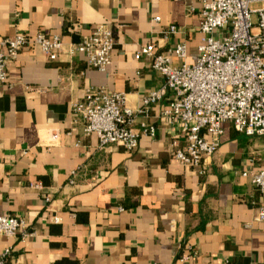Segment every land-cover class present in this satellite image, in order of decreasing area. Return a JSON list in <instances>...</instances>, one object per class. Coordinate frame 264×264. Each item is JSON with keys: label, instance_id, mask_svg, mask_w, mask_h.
Returning <instances> with one entry per match:
<instances>
[{"label": "crops", "instance_id": "obj_1", "mask_svg": "<svg viewBox=\"0 0 264 264\" xmlns=\"http://www.w3.org/2000/svg\"><path fill=\"white\" fill-rule=\"evenodd\" d=\"M202 1L0 0V38L44 32L77 44L101 24L114 34L104 71L82 53L50 60L30 48L8 64L0 84V216L25 220L31 234L0 236V255L11 250L5 264H175L180 254L189 264H264L256 208L263 200L241 176L261 166L263 138L224 124L201 175L172 157L180 125L163 115L172 91L136 115L133 128L152 126L155 134L142 135L132 151L98 148L72 108L87 89L103 88L139 109L165 78L135 53L151 41L161 50L183 41L192 63ZM168 25L179 33L164 37Z\"/></svg>", "mask_w": 264, "mask_h": 264}, {"label": "built area", "instance_id": "obj_2", "mask_svg": "<svg viewBox=\"0 0 264 264\" xmlns=\"http://www.w3.org/2000/svg\"><path fill=\"white\" fill-rule=\"evenodd\" d=\"M199 14L200 39L192 63L186 62L183 41L165 50L151 41L135 53V59H146L165 78L163 86L142 98L139 109L127 106L123 93H109L103 88L87 89L83 100L73 104V112L83 119L84 134H95L98 148L117 144L132 151L142 135L154 136L152 126L135 130L133 123L138 113L146 115L168 90L173 96L163 115L180 125L172 141V157L183 166L196 168L201 175L206 172L208 161L220 146L224 124L264 140V0H203ZM153 20L159 22L160 18ZM163 33L164 37L176 35L179 29L168 25ZM113 47L114 34L106 24L97 25L77 44H65L59 36L49 38L44 32L34 36L17 32L0 38V84L7 81L8 64L24 48L50 60H56L63 51L82 53L88 66L104 71L111 63ZM181 137L185 140L182 147ZM241 176L248 178L260 194L263 203L256 206L257 219L264 221V159L258 169L245 168ZM29 234L25 220L0 216V236L23 238ZM10 255L11 250H5L0 264ZM175 264H189L188 257L180 254Z\"/></svg>", "mask_w": 264, "mask_h": 264}]
</instances>
